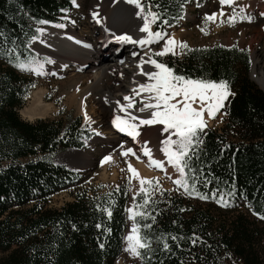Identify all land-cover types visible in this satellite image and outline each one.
Segmentation results:
<instances>
[{
	"label": "trees",
	"instance_id": "1",
	"mask_svg": "<svg viewBox=\"0 0 264 264\" xmlns=\"http://www.w3.org/2000/svg\"><path fill=\"white\" fill-rule=\"evenodd\" d=\"M200 2L140 3L145 13L151 8L159 14L154 23L156 31H163ZM71 8L72 0H0V264H114L123 251L129 206L124 188L101 196L78 194L57 209L48 208L52 196L79 182L77 174L51 158L85 146L89 136L80 119L25 122L18 115L31 84L17 72V56L26 63L36 60L29 45L37 21L54 24L63 9ZM157 60L177 75L226 80L235 95L228 98L221 132L204 130L198 155L190 161L195 190L208 199L184 190L162 192L151 199L154 204L145 206L148 218L135 215L140 209L133 210L138 226L152 225L150 230L138 227L152 251L141 249L144 260L138 258L137 264H213L220 247L238 255L242 264H261L252 254L248 227L238 212L246 204L252 214L264 216V92L248 78V52L212 47ZM187 182L193 184V173H188ZM222 197L226 206L217 202ZM143 198L139 194L135 203L142 204ZM215 214L230 216L219 223L211 218ZM164 242L171 251L163 250Z\"/></svg>",
	"mask_w": 264,
	"mask_h": 264
},
{
	"label": "rangeland",
	"instance_id": "2",
	"mask_svg": "<svg viewBox=\"0 0 264 264\" xmlns=\"http://www.w3.org/2000/svg\"><path fill=\"white\" fill-rule=\"evenodd\" d=\"M78 1L82 4L81 8L74 7L72 4V8L59 16L54 24H40L37 26V28H53L58 32H66L67 28H73L76 33L83 31L87 23H89L90 25L93 24V19L90 17L89 13L91 8V0H76V2ZM235 1H239L240 5H249V7L245 9L244 15L252 16L251 22H249L248 20L240 19L239 8L237 7L235 20L234 22L229 23L228 18L233 15V7H235V5L225 9L223 11L224 16L222 15L223 18L220 20L217 14L221 13L222 10H212V5L214 3H217V1L201 0L198 5H191L187 7L185 9L184 18L175 26L165 28L161 32L167 33L169 36L175 35L180 32L184 36L182 41L187 42L191 50L222 47L226 49L235 48L237 50L246 51L249 54L251 65L253 56L252 54L255 53L259 58H261V67L264 68V16L260 15L261 13H264V9L255 6V1L257 0ZM213 12L216 13L214 20L206 21L205 15H210ZM109 13L110 7H107L105 10V15L110 16ZM145 14L146 13L144 11L143 16ZM221 21H223V23H221ZM57 24H63L64 27H56L55 25ZM151 24L154 32H157L156 24L154 22L150 23V25ZM96 33H99L98 30H96ZM95 35L96 34L94 32V36ZM40 39V33L36 31V39H34L30 43L29 49L35 54L36 60L40 61L43 64L42 71L20 70L19 68H17V72L24 76V78H27L28 82L31 84L29 95L25 99L23 107L18 111L20 119L25 122H30L29 119L23 117L20 112L27 105L28 98L33 91L44 89L46 92L45 101L47 103L53 104L56 109V112L54 114L44 118V120L61 121L63 123H66L69 120L79 118L81 121V128L86 130L89 136V139L85 141V146L79 151H74L75 153L78 152L77 154H79L80 157L76 154H72L70 156L69 154L65 155L66 153H68V151H64L56 154L51 158L52 163L61 165L72 173L77 174L79 176V182L76 184V186L60 191L59 193L52 196L48 202V208L57 209L63 204L71 202L73 200V197L78 194H85L88 197L101 196L119 187L125 189L129 199L128 209L131 208L133 205V193L136 192L141 186L139 180H133L134 176H132V174L128 170V161L121 157L119 152H116L115 154V151L118 150L121 144V140L123 139H118L117 145H115L114 143L113 145H107L105 142L100 140L101 136L96 135L95 132H92L91 124H88L84 121L83 116H81L76 111L74 106L66 105V90H64V88L61 86L62 80L61 78L54 76V73L51 72V69L54 68L56 60L47 55L38 54L37 52L32 50L33 42ZM45 41L46 40H44L43 43H45ZM174 50L177 53L175 55H173L171 52L165 54L164 56H155L153 55L154 52H152L151 55L153 59L157 60L162 59L166 56L181 57L187 51V49L181 51L178 47ZM98 51L101 52V49H99ZM106 52L109 51L105 50L103 54ZM130 52L131 50L128 49V47H122L120 50H118V47H116L115 52L112 55L117 59L119 58V56L124 57L126 53ZM136 55L138 54H135V56ZM47 60H51L52 63H47ZM113 60L114 59L112 58V62ZM119 61H121V59ZM98 62L100 63V66L108 63L105 59L103 60L101 58L98 59ZM251 72L248 73V78L257 86V84L251 78ZM141 78L148 79V77L146 76ZM133 81H135V79H133ZM257 87L259 88V86ZM129 95L130 93L128 92L127 96ZM228 98L224 102V107L215 115V118L206 120L207 127L204 130L221 132L222 128L225 126L227 119L226 104ZM139 106V102L135 100L133 109L135 110ZM137 117L143 118L141 117V115H137ZM123 118L128 119V116H123ZM35 120L36 119H34L33 121ZM131 122L135 125H138L139 127L137 129L141 130L142 132V135L139 137L142 148L144 146L149 148L148 146L150 143V138L148 134L143 131L148 125H140L139 119ZM145 141L148 142L147 145H145ZM136 148L140 149V147L138 146ZM63 155H65L64 157L66 158H60ZM104 156H110L111 159L101 164V160ZM82 157H86L87 159H89L90 165H87L88 167L81 166ZM152 169L156 176H152L148 179L153 180V184L151 186L145 185L146 188L150 189L149 195L151 199L162 192H166L171 195L183 193L182 187L178 188L175 184L172 183L174 179L179 178L178 171H175L174 174H172L173 172L169 173L165 168H163V170L158 168H156V170L155 168ZM157 180L159 181L161 191H155L153 194L152 189L155 188V182ZM238 212L242 215V218L244 219V222L248 227L252 245V254L255 255V257L261 264H264V219H261L259 218V216L252 214L250 208L246 204H242V206H240V208L238 209ZM130 215H132V213H129L127 211L126 231L124 238L129 235L130 230L133 226V219H129ZM229 216L230 215L224 216V214H215L212 215L211 218L218 221L219 223H224L228 220L227 218H229ZM126 247L127 241L124 239L122 254L117 258L114 264L138 263V258L132 257L124 251ZM216 252V255L214 254L215 262L213 264H242L240 257L229 249L220 247Z\"/></svg>",
	"mask_w": 264,
	"mask_h": 264
},
{
	"label": "bare ground",
	"instance_id": "3",
	"mask_svg": "<svg viewBox=\"0 0 264 264\" xmlns=\"http://www.w3.org/2000/svg\"><path fill=\"white\" fill-rule=\"evenodd\" d=\"M216 1L217 3L212 5V10L224 11L230 7L229 5L222 6L220 0ZM77 4L81 8V2L78 1ZM236 4L240 5L239 1H235L234 5ZM255 6L264 9V0L255 1ZM107 7H110V16L105 15ZM139 11L141 9L137 8L135 4L129 3L128 0H91L90 17L93 19V12L98 14L99 22L102 24L101 29L95 27L94 21H97L96 19H93L92 25L87 23L83 31L79 33H76L73 28H67L66 32L45 28L43 33H40L41 39L33 42L32 50L56 60L51 72L62 80L61 86L66 90V105L74 106L76 111L83 116L84 121V113L86 111L90 118L87 123L91 124L92 132H99L100 140L107 145H113V143L117 145L118 139H123L115 154L116 152L121 153L127 148H132L136 155L122 156L120 154V156L137 170L140 177L148 179L156 176L152 169L155 168L156 170V167L154 165L149 166V157L143 153L145 146L142 148V144L139 141V137L142 135L141 130L137 129L139 135L132 136L127 132L118 131L111 123L116 115L126 116L124 112L119 111L116 102L120 101L121 104H126L127 102L123 100V97L128 92L130 93L129 96H132L133 89L138 90L139 84L149 82L148 79L141 78L144 77V75H141V67L145 71H157L150 63L141 65V58L144 61H148L149 57L153 59L151 53L162 50L164 46V40H157L141 47L132 43H122L115 39L116 36L123 34L130 35L133 39H141L147 36V33L139 31L145 22L143 13L137 16ZM217 15L220 20L223 18L220 13ZM149 29L154 32L152 24L149 25ZM96 30H98V34ZM171 36L176 41H182L184 38L180 32ZM44 40H46L45 43H43ZM115 46L118 47V50L122 47H128L131 52L126 53L124 57L119 56L116 59L112 55L115 52ZM99 49H101V52L98 51ZM105 50L109 52L103 54ZM133 53L138 54L136 55L137 57ZM252 55L251 78L259 88L264 90L262 60L255 53ZM100 58L105 59L108 63L100 66L98 62ZM112 58L114 59L113 62ZM120 59L121 61H119ZM148 96V93L142 92L140 95L134 96V100H137L140 104L139 107H141L142 98L146 102ZM45 98L46 92L44 89L33 91L28 98L27 105L21 110L20 114L28 118L30 122H33L34 119L44 120V118L54 114L56 112L54 105L47 103ZM194 106H198V104ZM138 108L135 110L133 108L128 109V113L134 116L141 115L143 118L151 116V110L139 112L137 111ZM205 119L208 120L206 114ZM143 131L150 138L148 147L151 151L152 159L161 161L164 168L169 173L173 172L172 174H174L177 170L168 163L163 151H161L162 147H164L161 144L162 140L170 136L174 139L175 136L172 131L165 132L164 126L160 124L146 126ZM137 146L140 149L136 148ZM77 153L71 151L65 155L76 154L79 156ZM65 155L60 158H66L64 157ZM137 156L140 158L137 159ZM87 165H90L89 159L82 157L81 166L88 167ZM133 180L137 181L138 179L134 177Z\"/></svg>",
	"mask_w": 264,
	"mask_h": 264
},
{
	"label": "snow or ice",
	"instance_id": "4",
	"mask_svg": "<svg viewBox=\"0 0 264 264\" xmlns=\"http://www.w3.org/2000/svg\"><path fill=\"white\" fill-rule=\"evenodd\" d=\"M128 2L135 4L137 8L141 9V11L137 12V16H140L144 12L140 0H128ZM72 4L74 7H79V4H77L76 0H72ZM220 4L222 6H232L235 4V0H220ZM181 7H183V5ZM237 7L239 8L240 19L251 22L252 16L244 15L245 9L249 7V5L236 4L235 7H233V15L228 18L229 23L234 22L235 16L237 14ZM62 11L66 12L67 10L63 9ZM223 14V11H221L220 15L222 16ZM260 15L264 16V13H261ZM92 16L93 19H96L97 22H99L98 14L96 12H93ZM215 16V12L210 15L206 14L205 19L206 21H213ZM158 19H160L159 14L157 12L151 11V8H149V11L144 15V25L140 29L141 32L147 33L145 38L133 39L132 36L123 34L116 36L115 39L122 43H132L133 45H139L141 47L154 43L157 40H164V46L162 50L153 53L155 56H164L170 52L175 55L177 53L174 49L177 47L181 51L184 49L191 51L187 42L185 41H176L174 37L169 36L167 33H163L161 31H150V23H153ZM179 19H183V17L181 16ZM37 23L47 24L49 22L46 20H39ZM221 23H223V21H221ZM55 26L59 28L64 27L63 24H57ZM36 31L43 33V29L41 28H37ZM0 35H3V33H0ZM32 39H36V37L33 36ZM9 51H14V49ZM133 55H135V53H133ZM46 62L52 63L51 60H47ZM144 63H150L157 69V71H145L141 67V75L148 77L149 82L139 84L138 90L133 89L132 96H124L123 100L127 102L126 104H121L120 101L116 102L119 111L124 112L126 116H128V119L116 115L112 119L111 123L118 131L127 132L132 136L139 135V132L137 131L139 126L131 122L137 119H139L140 125L151 126L160 124L164 126L165 132L172 131L175 139H172L170 136L169 138L161 141V144L164 145L161 151H163L168 163L179 172V178L174 179L172 183L178 188L182 187L184 192L190 196L197 195L200 199H208L207 196L199 194L195 190V170L190 166V161L193 159V157L198 155L197 150L203 143L201 134L207 127L205 114L208 119L215 118V115L224 107V102L227 100V98L230 95L235 94L230 91L229 83L226 80L221 79L219 81H212L191 79L183 75H177L172 68L168 67L164 63L152 59L151 57H149L148 61H144L143 58H141V65ZM15 66L20 70L42 71L43 69V64L40 61L33 59L32 61L26 63L21 61L19 56H17V63ZM138 67H140V65H138ZM142 92L148 93L149 96L147 97L146 102L142 98V106L139 107L137 111L145 112L147 110H151V116L149 118H139L128 113V109H131L134 106V96L140 95ZM197 104L198 106H194ZM84 116L86 122L90 120L86 111ZM96 135H100V133L97 132ZM147 143L148 142L145 141V145H147ZM121 147L123 148L122 145ZM143 153L149 157V166L154 165L156 168L163 170V163L159 160L152 159V154L149 148L144 147ZM120 154L122 156H127L129 154L136 155L132 148H127L126 150L121 151ZM139 158L140 157L137 156V159ZM110 159V156H104L101 160V164H103L105 161H109ZM128 170L132 176L139 180L141 187L133 193V208L126 209V211L133 213L134 209H140V211L136 212L135 215L148 218L149 213L145 206L154 204L155 202L151 200L149 195L150 189L146 188L145 185L151 186L153 184V180L141 178L137 170L133 168L131 164L128 165ZM188 173H193L192 185H189L187 182ZM205 186H207V181L205 182ZM152 191L153 194L155 191H161L158 180L155 182V188L152 189ZM141 193L144 196L143 202L142 204H136L135 202L137 195ZM231 194L232 193H229V195ZM217 202L225 204L226 206V202L223 200V197ZM183 210L184 209H180V211ZM103 211L107 212L109 217L111 216V212L108 208L103 209ZM253 214L258 215L255 212ZM259 218L264 219V216H260ZM129 219H133V215H130ZM151 219L153 223H155V217L153 216ZM173 223H175V221ZM96 227L99 229L101 225L97 224ZM138 227H143L144 229L150 230L152 225L145 223L142 226H138L133 219L132 229L130 230L129 235L124 238L127 241V247L124 249V251L130 256L139 258L143 261L144 254L140 250L143 249L146 252H151L152 250L148 239L139 233ZM171 239L176 240L177 237L172 236ZM192 243L195 244L196 240L193 239ZM100 246L103 248V244ZM163 250L171 251L167 242L163 243Z\"/></svg>",
	"mask_w": 264,
	"mask_h": 264
},
{
	"label": "water",
	"instance_id": "5",
	"mask_svg": "<svg viewBox=\"0 0 264 264\" xmlns=\"http://www.w3.org/2000/svg\"><path fill=\"white\" fill-rule=\"evenodd\" d=\"M251 69H252V65L250 66V70H249V72H251ZM251 74V73H250ZM261 91H263L264 92V90L263 89H261V88H259ZM66 151H79V150H76V149H68V150H66Z\"/></svg>",
	"mask_w": 264,
	"mask_h": 264
}]
</instances>
